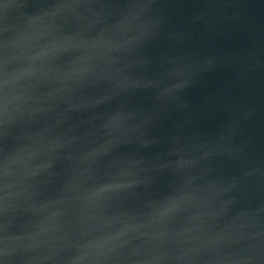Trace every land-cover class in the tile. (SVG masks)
Wrapping results in <instances>:
<instances>
[{
	"label": "water",
	"instance_id": "1",
	"mask_svg": "<svg viewBox=\"0 0 264 264\" xmlns=\"http://www.w3.org/2000/svg\"><path fill=\"white\" fill-rule=\"evenodd\" d=\"M0 264H264V0H0Z\"/></svg>",
	"mask_w": 264,
	"mask_h": 264
}]
</instances>
